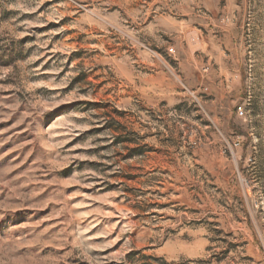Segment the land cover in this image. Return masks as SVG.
Here are the masks:
<instances>
[{"label": "rangeland", "instance_id": "1", "mask_svg": "<svg viewBox=\"0 0 264 264\" xmlns=\"http://www.w3.org/2000/svg\"><path fill=\"white\" fill-rule=\"evenodd\" d=\"M0 264H264V0H0Z\"/></svg>", "mask_w": 264, "mask_h": 264}, {"label": "crops", "instance_id": "2", "mask_svg": "<svg viewBox=\"0 0 264 264\" xmlns=\"http://www.w3.org/2000/svg\"><path fill=\"white\" fill-rule=\"evenodd\" d=\"M220 37V38H219ZM216 35L213 40L206 42L207 54L209 56V63L214 62L220 68L221 74L229 72L228 61H230L232 55L227 52L228 45H225L222 41V37ZM241 43L239 44L242 50L245 51L244 35L241 37ZM211 47V49H209Z\"/></svg>", "mask_w": 264, "mask_h": 264}, {"label": "built area", "instance_id": "3", "mask_svg": "<svg viewBox=\"0 0 264 264\" xmlns=\"http://www.w3.org/2000/svg\"><path fill=\"white\" fill-rule=\"evenodd\" d=\"M170 50L173 51L174 49H173V48H170ZM238 112H239L240 114H244V111H243L242 108H239V109H238Z\"/></svg>", "mask_w": 264, "mask_h": 264}]
</instances>
